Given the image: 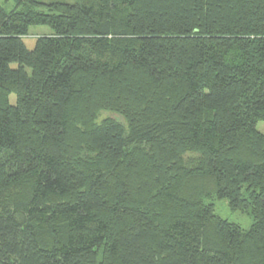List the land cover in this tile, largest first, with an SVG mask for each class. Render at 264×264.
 <instances>
[{"label":"trees","instance_id":"obj_1","mask_svg":"<svg viewBox=\"0 0 264 264\" xmlns=\"http://www.w3.org/2000/svg\"><path fill=\"white\" fill-rule=\"evenodd\" d=\"M258 122L264 0L0 5V264H264Z\"/></svg>","mask_w":264,"mask_h":264},{"label":"rangeland","instance_id":"obj_2","mask_svg":"<svg viewBox=\"0 0 264 264\" xmlns=\"http://www.w3.org/2000/svg\"><path fill=\"white\" fill-rule=\"evenodd\" d=\"M41 3L48 4L53 2H61L73 4L75 0H37ZM14 0H0V5L5 8H11L13 6ZM50 30L47 27H31L29 28L28 35L23 38V42L28 50H32L35 46L36 39L40 35L49 34ZM11 104L15 103V96L12 94L9 97ZM103 114L102 116H105ZM111 117V115H107ZM116 118V117H115ZM258 132L264 135V122H258L256 125ZM214 204V214L222 220H225L229 223L235 224L244 230H248L251 225V219L245 214L240 212H231L228 208L227 202L225 200H215Z\"/></svg>","mask_w":264,"mask_h":264}]
</instances>
